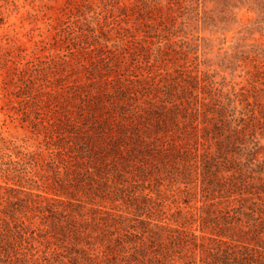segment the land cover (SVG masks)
<instances>
[{
	"label": "rangeland",
	"instance_id": "rangeland-1",
	"mask_svg": "<svg viewBox=\"0 0 264 264\" xmlns=\"http://www.w3.org/2000/svg\"><path fill=\"white\" fill-rule=\"evenodd\" d=\"M111 101L147 111L150 146L110 153ZM262 245L264 0H0V264Z\"/></svg>",
	"mask_w": 264,
	"mask_h": 264
},
{
	"label": "trees",
	"instance_id": "trees-1",
	"mask_svg": "<svg viewBox=\"0 0 264 264\" xmlns=\"http://www.w3.org/2000/svg\"><path fill=\"white\" fill-rule=\"evenodd\" d=\"M126 92L130 91L129 88L123 89ZM119 92L117 90L114 91V95H110L109 93H103L102 96L105 98L110 97H118ZM120 100V99H118ZM111 107L112 112L108 114L107 119L103 120V124L106 125V129L110 131L109 133V143L111 145L110 153L113 155H117L118 158H123V153L126 155H131L133 152H141L140 149H143L148 146H150V143L153 141H148L150 137H148L146 134L148 132L146 131L144 134L137 131V126H139L140 123L137 120L141 119L143 113L145 110L139 109V107H132V110L129 109L130 105H118V103L111 101ZM173 109H176V104H173ZM115 108H118L119 112L115 113ZM114 110V111H113ZM189 114L191 115V122L195 119V115L197 114L196 111H190ZM177 120L172 119V122L175 123ZM164 122V121H162ZM165 124V123H163ZM157 126V122L156 125ZM157 128V127H156ZM204 129V128H203ZM116 131V136L113 135V132ZM130 146L125 151H122L123 148ZM140 147V148H139ZM130 153V154H129ZM190 156V153H186ZM216 157H211L206 159L203 163H207L209 161L214 162ZM260 241V240H259ZM262 243V242H261ZM263 244V243H262ZM260 248L264 249V245L259 246ZM230 254L223 255V257H217L216 262L217 264H249L247 259L245 258H239V257H229ZM259 262L257 264H264V253L261 255L258 254Z\"/></svg>",
	"mask_w": 264,
	"mask_h": 264
}]
</instances>
